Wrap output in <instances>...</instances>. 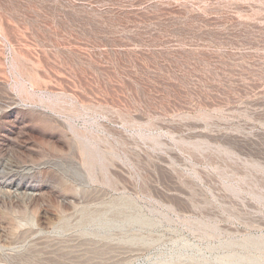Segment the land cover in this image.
I'll return each mask as SVG.
<instances>
[{
  "label": "rangeland",
  "instance_id": "374dc122",
  "mask_svg": "<svg viewBox=\"0 0 264 264\" xmlns=\"http://www.w3.org/2000/svg\"><path fill=\"white\" fill-rule=\"evenodd\" d=\"M0 264H264V0H0Z\"/></svg>",
  "mask_w": 264,
  "mask_h": 264
}]
</instances>
